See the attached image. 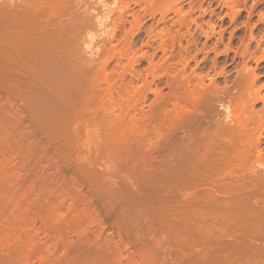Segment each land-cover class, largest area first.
Listing matches in <instances>:
<instances>
[{
  "label": "rangeland",
  "instance_id": "rangeland-1",
  "mask_svg": "<svg viewBox=\"0 0 264 264\" xmlns=\"http://www.w3.org/2000/svg\"><path fill=\"white\" fill-rule=\"evenodd\" d=\"M0 264H264V0H0Z\"/></svg>",
  "mask_w": 264,
  "mask_h": 264
},
{
  "label": "bare ground",
  "instance_id": "bare-ground-1",
  "mask_svg": "<svg viewBox=\"0 0 264 264\" xmlns=\"http://www.w3.org/2000/svg\"><path fill=\"white\" fill-rule=\"evenodd\" d=\"M138 3H139V1H138ZM143 9H145V8H143ZM174 11H175V9H174ZM177 11H178V10H177ZM161 18H162V17H161ZM160 20H161V19H160ZM161 21H162V20H161ZM100 23H101V22H99V26L101 25ZM104 29H105V28H104ZM164 50H165V49H164ZM164 50H162V51H164ZM164 52H165V51H164ZM164 52H163V53H164ZM259 95H260V92L258 91V92L256 93V95H255V96H256L255 98H256L257 100H258L257 97H260ZM260 100H261V98H260ZM184 150H186V149H184ZM178 151H179V152H178ZM178 151H177V153L175 154V161H176L175 170H176V171H174V168H173L171 171H169V174H171V172L173 171V172H172L173 175L171 174V177H174V176L178 177V176H179L178 174L184 172V171L187 169V166H188V165L192 168L191 170H193V168H195L196 165H197V164H195V162H194V158H193V156L190 155L188 152L185 153L186 151H185V152L183 151V152H184V153H183L182 150H178ZM184 154H188V155H187V158H189V156H190V157L192 156L191 158H192L193 160H192L191 158H189L190 161H188L189 159L187 160L186 158H184ZM185 157H186V155H185ZM185 159L187 160L186 162H185ZM191 160L194 162V163H193V162H192V163L194 164L195 167L193 166L192 163L190 164ZM184 162H185V163H184ZM187 162H189L188 165H187ZM184 164H185L186 166H185ZM189 166H188V167H189ZM192 166H193V167H192ZM197 166H198V165H197ZM190 167H189V169H190ZM177 169H178V170H177ZM191 170H186V171H189V172H190ZM177 171L179 172V173L177 174L178 176L175 175V173H177ZM186 171H185V172H186ZM185 172H184V173H185ZM184 173H182V175L180 174V177L185 176V175L188 174V173H185V174H184ZM169 174L167 175L168 178H169ZM171 177H170V179H171ZM180 177H179V178H180ZM161 178H162V177H161ZM166 178H167V177H166Z\"/></svg>",
  "mask_w": 264,
  "mask_h": 264
}]
</instances>
